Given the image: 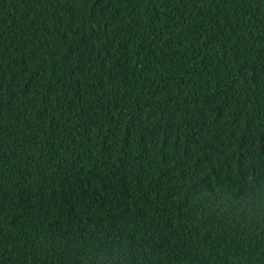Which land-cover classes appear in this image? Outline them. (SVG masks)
<instances>
[{"label": "trees", "instance_id": "1", "mask_svg": "<svg viewBox=\"0 0 264 264\" xmlns=\"http://www.w3.org/2000/svg\"><path fill=\"white\" fill-rule=\"evenodd\" d=\"M0 264H264V0H0Z\"/></svg>", "mask_w": 264, "mask_h": 264}]
</instances>
